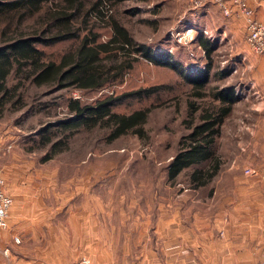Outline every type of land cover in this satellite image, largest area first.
I'll use <instances>...</instances> for the list:
<instances>
[{
	"label": "rangeland",
	"instance_id": "1",
	"mask_svg": "<svg viewBox=\"0 0 264 264\" xmlns=\"http://www.w3.org/2000/svg\"><path fill=\"white\" fill-rule=\"evenodd\" d=\"M210 5L218 6L204 2L195 7L191 0H121L109 11L126 25L137 43L152 48L158 54H171L190 75H197L211 61L208 96L197 100L198 103H210L211 92L217 88L228 86L235 90L238 101L222 126L215 146L220 166L217 174L205 186L194 188L190 175L195 167L185 170L176 183L167 181V166L179 150L181 137L188 132L183 120L187 119V102L193 92L192 86L169 68L141 60L126 76L124 83L100 91L56 92L53 89L29 86L24 95L27 107L22 111H6L0 117V170L6 182V192L13 198L11 208L15 207V196L17 200L21 197V200L28 201L29 204L23 211L31 214L25 212L26 221H38L36 214L39 211V216L41 209L32 202L42 196V190H49V196L44 197V201L49 204L50 197L54 195V186L57 187V196L61 202L73 199L71 208H80V212L84 209L91 211L99 205L98 202L102 206L114 208L113 216L116 221L104 225L107 235L113 237L103 241V253L98 246L93 248V245H86L81 253L80 246V259L77 261L87 258L90 264H125L123 211L130 195L139 202L142 191L161 187L174 190L180 199H184L185 193L201 189L208 192L211 204L220 205L228 192L235 194L237 185L253 190L258 184H262L255 186L258 174H244V169L250 166L260 173L259 167L250 163L246 166L238 155L243 153L250 160L249 155H255V133L264 122L263 115L258 114L262 107L259 105L262 93L254 85L252 56L239 53L233 40H227L228 34H225L223 26L218 21L212 24L203 14L202 9ZM220 10V14L224 16L223 10ZM188 29L195 31L192 42L186 41L183 36ZM202 36L213 46L209 58L198 43ZM107 38L106 32L103 39ZM61 47L62 44L47 49L55 55ZM152 86L164 88L161 89V94L143 102H123L118 106L121 112L153 106L145 125L144 138L129 134L108 143L107 132L104 130L83 131L49 160H45L48 150L34 148L33 141L38 139L40 129L66 117L65 101L68 97L92 104L101 96L112 93L121 95ZM209 166L208 163L201 165L204 169ZM230 173L233 176L229 175L226 182V176ZM238 176L241 180L239 184L236 183ZM24 191L30 193V198L25 197ZM8 228L9 224L0 233ZM21 242L18 236L10 238L5 248L0 245V264H44L36 259V255L20 261L15 254H20ZM133 248L136 249L135 246ZM140 255L138 248L133 255L134 262L139 261L137 259ZM98 258L101 263L96 260ZM110 258L113 261L108 263Z\"/></svg>",
	"mask_w": 264,
	"mask_h": 264
},
{
	"label": "trees",
	"instance_id": "2",
	"mask_svg": "<svg viewBox=\"0 0 264 264\" xmlns=\"http://www.w3.org/2000/svg\"><path fill=\"white\" fill-rule=\"evenodd\" d=\"M118 1L0 0V117L6 111L27 107L24 95L29 86L56 92L100 91L124 83L141 60L169 68L191 85L193 92L187 102V119L183 120L188 132L181 137L179 150L167 166V181L174 184L185 170L195 167L190 175L194 188L205 186L220 166L215 146L238 101L235 90L217 88L211 92L210 103H198L208 96L211 61L197 75H190L171 54H158L137 43L118 16L109 13ZM106 32L108 38L104 40ZM198 43L211 57L210 41L202 36ZM60 44L62 49L55 55L48 52L47 48ZM162 88L112 93L92 104L68 97L66 117L40 129L34 148L48 150L45 160H49L83 131L104 130L108 143L129 134L144 138L153 106L130 112H121L118 106L143 102L161 94ZM204 163L210 166L204 169Z\"/></svg>",
	"mask_w": 264,
	"mask_h": 264
},
{
	"label": "crops",
	"instance_id": "3",
	"mask_svg": "<svg viewBox=\"0 0 264 264\" xmlns=\"http://www.w3.org/2000/svg\"><path fill=\"white\" fill-rule=\"evenodd\" d=\"M248 3L256 17L263 18L264 0H248ZM202 10L212 24L218 21L223 26L227 40H233L239 53L252 56L254 85L262 93L258 114L264 117V55L249 48L244 16L234 6L229 16H222L215 5ZM255 134V155H249L251 160L243 153L238 154L246 166L250 163L260 169L255 186L262 184L253 190L237 185L235 194L228 192L220 205L211 204L208 192L201 189L185 193L184 199L174 190L161 187L142 191L139 202L128 196L123 211L125 264H257L264 252V122ZM229 175L232 174L226 176V182ZM239 178L236 177L237 184ZM53 188L49 204L44 201L49 190H42L44 195L32 202L41 209L39 216L37 211L36 222L25 220L31 214L23 211L29 203L15 196V207L8 215L9 228L0 233L2 248L10 238L19 236L21 251L15 255L20 261L36 255L44 264L76 262L80 259V246L81 253L86 245L98 246L103 253V241L113 237L107 235L104 225L116 221L114 208L98 202L91 211L80 212V208H71L73 199L62 203L57 187ZM24 194L26 198L31 196L27 191ZM138 248L141 255L134 262ZM112 261L110 258L108 263Z\"/></svg>",
	"mask_w": 264,
	"mask_h": 264
},
{
	"label": "built area",
	"instance_id": "4",
	"mask_svg": "<svg viewBox=\"0 0 264 264\" xmlns=\"http://www.w3.org/2000/svg\"><path fill=\"white\" fill-rule=\"evenodd\" d=\"M195 7H199L204 2H211L218 5L225 15L232 13L233 6L238 8L245 18L246 22V42L249 48L258 55H264V15L263 18H257L255 10L248 3V0H191ZM184 39L192 42L195 39V31L188 29L184 31ZM246 176L256 175L257 172L253 167L244 169ZM13 205V198L6 192V182L0 170V230L8 227V213ZM223 235V234H222ZM75 264H90L87 258H82ZM257 264H264V252Z\"/></svg>",
	"mask_w": 264,
	"mask_h": 264
}]
</instances>
